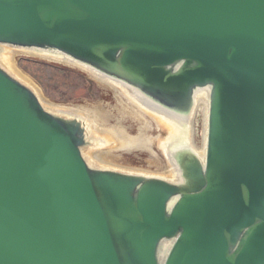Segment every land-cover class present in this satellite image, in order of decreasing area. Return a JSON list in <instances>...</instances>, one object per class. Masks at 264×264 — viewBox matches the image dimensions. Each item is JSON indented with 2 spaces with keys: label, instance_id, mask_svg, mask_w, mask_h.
<instances>
[{
  "label": "water",
  "instance_id": "95a60500",
  "mask_svg": "<svg viewBox=\"0 0 264 264\" xmlns=\"http://www.w3.org/2000/svg\"><path fill=\"white\" fill-rule=\"evenodd\" d=\"M4 46L206 113L174 178L103 167L85 121L0 64V264H264V0H0Z\"/></svg>",
  "mask_w": 264,
  "mask_h": 264
},
{
  "label": "bare ground",
  "instance_id": "6f19581e",
  "mask_svg": "<svg viewBox=\"0 0 264 264\" xmlns=\"http://www.w3.org/2000/svg\"><path fill=\"white\" fill-rule=\"evenodd\" d=\"M18 54L40 57L83 70L104 89L112 93L113 103L108 102L106 105L103 102L101 104H63L49 101L32 80L17 68L16 56ZM0 64L23 84L30 87L45 107L53 111L76 115L85 121L92 145L84 149L83 154L90 163L172 179L176 170L170 161L169 154L174 146L186 145L198 153L202 151L201 140H197L196 135L199 125L202 131V121L206 113L204 92L196 95L195 107L190 119L182 122L149 107L136 93L125 87L60 56L4 46L0 51ZM161 130L164 131L163 134ZM142 151L149 154L147 167L133 166L122 163L120 160L125 153Z\"/></svg>",
  "mask_w": 264,
  "mask_h": 264
},
{
  "label": "rangeland",
  "instance_id": "374dc122",
  "mask_svg": "<svg viewBox=\"0 0 264 264\" xmlns=\"http://www.w3.org/2000/svg\"><path fill=\"white\" fill-rule=\"evenodd\" d=\"M16 66L32 80L49 101L63 104H101L103 102L106 105L108 102L113 103L112 93L108 89H104L86 72L76 67L26 54L16 56ZM200 126L196 135L197 140H201ZM161 132L164 133L162 130ZM148 157L149 154L142 151L125 153L120 160L122 163L133 166L147 167Z\"/></svg>",
  "mask_w": 264,
  "mask_h": 264
}]
</instances>
